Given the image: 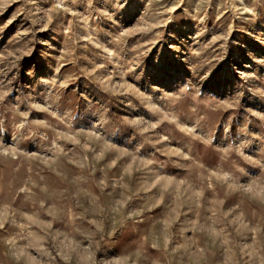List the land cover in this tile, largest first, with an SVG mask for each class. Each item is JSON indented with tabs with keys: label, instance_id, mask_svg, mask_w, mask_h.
Listing matches in <instances>:
<instances>
[{
	"label": "rangeland",
	"instance_id": "rangeland-1",
	"mask_svg": "<svg viewBox=\"0 0 264 264\" xmlns=\"http://www.w3.org/2000/svg\"><path fill=\"white\" fill-rule=\"evenodd\" d=\"M0 264H264V0H0Z\"/></svg>",
	"mask_w": 264,
	"mask_h": 264
}]
</instances>
